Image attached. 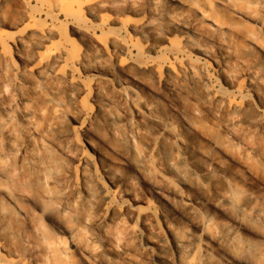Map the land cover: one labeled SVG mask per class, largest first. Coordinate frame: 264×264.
Listing matches in <instances>:
<instances>
[{
	"label": "rangeland",
	"instance_id": "rangeland-1",
	"mask_svg": "<svg viewBox=\"0 0 264 264\" xmlns=\"http://www.w3.org/2000/svg\"><path fill=\"white\" fill-rule=\"evenodd\" d=\"M154 1H5L0 11V88L4 90L0 112L6 109V125L14 133L16 142L14 149L0 159V209H3L0 225L8 213L15 217L10 229L0 228L2 260L16 264H132L124 259L125 254L134 264H161L153 258L155 253L166 255L167 264L178 260V256L186 261L193 259L191 255L180 256L172 248L161 247L156 242L145 244L134 232L141 227L140 223L128 213L106 221L100 206L106 192L118 209L124 204L150 205L155 210L161 234H165L166 222L179 230L190 229L191 222L197 223L202 216L230 225L228 213L211 206L227 179L235 191L229 209L234 210V205L245 202L249 195L257 206L264 207V166L261 164L264 112L257 110L264 111V58L254 50L245 54L246 38L240 36V32H248L264 44V27L259 22L235 17L233 22L238 33L224 41L214 25L191 11L181 13L180 9H174L176 16L197 34L174 30L162 21L163 33L173 44L180 46L183 38L190 37L198 46L210 51L204 65L215 78L217 89L226 92L231 101L241 103L234 91L242 89L257 107L246 104L232 110L226 106L217 116L221 127L215 128L213 92L208 91V85L201 88L198 55L187 48L192 60L190 63L173 62L171 67L175 72L167 78V83L187 87V92L181 96L188 102H197L198 123L212 128L218 140L219 145L213 147L199 136V128L189 125L181 116L180 98L170 86L163 84L164 75L154 78L150 71L125 68L129 54L110 41L114 33L131 41L135 45L131 58L139 64L151 57L158 61L170 59L167 51L150 50L154 44L168 47V42L154 40L152 34L146 37L135 34L131 28L146 18L153 20ZM42 3L49 5L48 11L43 10ZM87 4L93 5L95 17L89 14ZM244 5L247 12L263 17L256 7ZM75 6L82 7L81 18L67 21L63 11ZM165 7L171 10L168 4ZM219 10L213 12L227 20L226 10ZM100 19H107V25L97 27ZM49 24L51 34L42 39L40 46L21 52L13 44L12 39L25 30L38 31ZM124 25L126 30L120 31ZM33 34L32 38L39 39L38 34ZM52 53L60 57H49ZM77 56L78 63L72 65L75 82L91 91L98 88L101 97H92L86 91L79 93L76 100H70L67 96L71 89L70 78L47 73V78L41 80L34 72L40 60H45L57 74L63 75ZM161 68L158 66L157 70ZM224 73L230 74V81L223 79ZM95 77L101 78V82H95ZM53 87L58 93L56 116L63 126L49 134L32 133L28 139L21 112L30 110L33 118L38 115L35 120H40L49 108L43 96ZM79 87L73 90L77 93ZM127 89L134 92L133 103L119 94ZM104 96L108 99L107 108L119 115L118 121L110 122L103 111H96ZM149 117L156 122H151ZM160 123L170 125L173 133L160 129ZM227 124L228 127L223 128ZM195 146L209 149L211 160L197 161L193 154ZM132 148L142 151L141 171L134 165ZM45 153L54 162V168L47 167L42 160ZM176 156L192 172V185L181 183L168 169L166 162H174ZM166 183L175 186L178 194L171 192ZM40 186L48 192L49 198L44 202L36 196ZM155 187L161 188L163 197L157 196ZM11 195L17 205L9 200ZM189 208L195 215L189 214ZM240 220L242 224H235L234 230L243 261L235 263L232 257L237 248L212 243L200 227L194 228L198 253L203 254L205 249L209 256L204 264H264L263 222L243 214ZM147 232L153 233V230H145V234Z\"/></svg>",
	"mask_w": 264,
	"mask_h": 264
},
{
	"label": "bare ground",
	"instance_id": "bare-ground-1",
	"mask_svg": "<svg viewBox=\"0 0 264 264\" xmlns=\"http://www.w3.org/2000/svg\"><path fill=\"white\" fill-rule=\"evenodd\" d=\"M6 0H0V11L2 10L4 3ZM245 3L252 5L253 7H256L257 10L261 11L263 13V17H258L255 13V15L252 12H247L245 7ZM168 4L171 8V10H167L165 5ZM43 10L48 11L49 5L46 3H42ZM92 4H87L86 9L89 11V14L94 16L92 12ZM153 6V13L154 18L153 20L151 18H146L140 22L135 23L131 28L135 34H141L143 37L150 36L152 34V38L154 40L160 39L159 42H168L169 46H158L153 45L150 50H153V52L156 49H159V51H167L169 58H162L159 61L156 60V58H150L147 61H145L143 64L137 61H134L131 58L130 52L132 51V48L135 47V45L126 39L119 38L118 34H112L110 37V41L113 45H116L117 48L124 52L129 54V60L127 61L125 68L135 67L136 69H142L145 72L150 71L152 72V75L157 77V75H164L162 78L163 84L170 86L172 91L175 93V95L179 96V103H181V108L179 109V112L181 113V116L188 122L189 125H192L194 127L199 128L200 131V137L208 142L213 147H217L218 140L215 139L213 129L212 128H205L202 126V124L197 121V113L200 112V107L198 106L197 102H188L187 100H184V98L181 96L187 92V87L183 85H178L176 82H171V84L167 83V78L169 76H173L175 69L171 67L172 63H177L184 61L186 63H190L192 60V54L187 50V48H192L193 51L198 55L196 56V62L197 65H199V68L201 70L200 80H201V88L204 87V85H208L209 88L208 91L213 92V100H214V107H213V117L216 119L213 122V126L216 128L221 127L218 123L217 116L221 114L223 109H225L226 106L230 107L232 110H237L241 107V105H249L251 106L252 100L250 99L249 94L244 92L242 89H237L234 91V96H239L241 102L231 101L229 95L217 89V84L215 78L209 74L205 70L204 65V59L209 56L210 51L205 48L198 46L195 41H193L190 37H185L180 42L181 45L173 44L171 39L169 40L163 33L164 28H162V21L166 22L168 27L173 28L174 30H179L180 32H191L193 34H197L196 30H194L191 26H188L189 24H186L184 21L179 19L174 9H180L181 13H184L185 11H191L194 14L200 15L203 19H205L207 22H209L212 26L214 25L215 28L222 33L223 40L225 41V38L228 39V37L232 36L234 33H238L235 31V23L233 22V18H243L246 20L253 21L255 23H261L262 27H264V0H156L152 3ZM215 7L214 10L221 8L226 10V14L229 16L227 20H222L219 18L218 14L216 12L212 11V8ZM256 10V11H257ZM254 12V11H253ZM222 14H220L221 16ZM63 16L67 21H76L77 19L81 18L82 16V7L75 6L72 7L69 10L63 11ZM95 17V16H94ZM108 20L107 19H100L99 23L96 24V26H105L107 25ZM126 26H121L120 31H125ZM38 31L33 30H25L23 33L16 35L12 42L14 45L19 47L20 51L23 52V49L26 50L29 47H38L41 45L42 39H46L48 35L51 34L52 27L51 25H46L40 29H37ZM38 34L39 39L32 38V34ZM36 32V33H35ZM33 34V35H34ZM240 36L243 38H246L247 44L243 47V52L245 54H250L252 50L255 51L256 54L260 55L264 58V44L260 43V41L256 37L249 36L248 32H240ZM256 36V35H255ZM222 37V36H221ZM158 42V43H159ZM54 53V52H53ZM53 53L49 55V57L53 56ZM57 54L54 55L52 58H56ZM48 57V58H49ZM57 57H60L57 56ZM78 63V56L73 58L70 61V67L66 71H64L62 74L59 75L56 73L55 68L53 66H50L45 60H40V63L37 64L34 68V72L37 73L38 77L41 80H45L47 77V73L54 74L56 76H63L69 79V86L71 89L67 93L68 99L70 100H76V97L79 95V93H86V91L89 92V95L92 97H101L102 93H100L99 89L95 87V89H92L94 91H91V88L87 86H80L79 84L75 82V72L72 69V65ZM142 64V65H141ZM158 66H161V70H157ZM95 68V66L93 67ZM96 69V68H95ZM160 72V73H159ZM156 73V75H155ZM50 76V75H49ZM97 76V75H96ZM223 79L225 81H230L231 76L229 73H224L222 75ZM95 82L100 83L101 78L95 77ZM100 81V82H99ZM94 83V82H93ZM94 85V84H93ZM75 86L79 87V92H75L73 89ZM264 89V83L262 85ZM87 92V93H88ZM57 89L55 87L51 88L48 93H46L43 96V102L48 105L47 114L41 117L40 120H35L38 118V115L36 118H33L32 111L26 110L21 112V118L25 123V136L30 137L32 133L36 134H49L52 131L59 130L63 126V122L57 118L56 114V106L57 104ZM100 94V96H99ZM120 96L124 98V100H129L131 103L134 102V92L132 90H124L119 92ZM4 95V90L1 87L0 88V99H2ZM260 96V95H258ZM107 97V96H106ZM104 96L103 98V104L102 102L97 107L96 111H103V113L106 115V118L110 122L118 121L119 115H117L116 112L112 111L108 107V99ZM196 99V98H195ZM105 100V101H104ZM186 102V106H185ZM102 105V106H101ZM135 106V105H134ZM133 106V107H134ZM253 106V104H252ZM257 109V107L253 106ZM258 112H264L262 110L257 109ZM199 111V112H198ZM90 114V112L88 113ZM264 114V113H263ZM8 113L6 109L2 110L0 112V159L3 157H6L15 147L16 137L14 133L9 129L6 125V119H7ZM151 122H156L155 118H148ZM261 122L264 125V115L261 119ZM147 123V122H146ZM131 123L129 122L128 125ZM160 129H162L167 134H172L173 130L172 127L166 123H160L159 124ZM227 128L228 124L224 126L223 128ZM19 148H22L19 146ZM20 150V149H19ZM141 150L139 148H132V153L134 156V165L137 169V171H141L142 169V157H141ZM194 157H196L200 162H206L211 160V151L205 147L202 146H195L193 149ZM39 157V155H37ZM175 161L170 162L168 160L166 162V165L170 172L180 181L184 184H190L192 185L194 183V177L192 175V172L190 169L186 168L183 165V161L178 157H174ZM8 159V158H7ZM5 159V160H7ZM20 160V159H19ZM42 160L47 164V167L54 168L55 164L52 161V159L45 153L42 155ZM85 160H88L86 158ZM20 162V161H19ZM262 162H264V157H262ZM261 164L264 166V163ZM217 165V163H215ZM217 167V166H216ZM34 181V180H33ZM36 182V181H35ZM168 184V189L178 194L177 189L175 186H173L171 183ZM224 189L220 192L216 193V197L211 202V206L215 210H223L228 213L231 224H219L218 222L214 221L213 217L210 216H202L197 223L191 222L192 228L190 229H181L174 227L173 225L166 222L164 224L165 227V234L160 233V227L157 223L155 210L148 205L145 207H141L138 205L133 204H124L121 209H118L111 201H110V195L106 192L102 196V203L101 208L104 211V219L106 221H113L115 218H117L118 214H125L128 213L130 217L135 218L140 223L141 227L138 230H135L134 232L140 236L145 244H151L153 242H156L157 245L161 247L166 248H172L178 255L181 256V254H186L188 256H193V259L191 261H186L183 258L178 256V260L174 259L173 262L170 261L169 264H204L209 261L208 255L205 253V249L203 250V254H199L198 250V244H197V238L194 234V228L200 227L203 231V233L207 234L208 240L212 243H217L220 245H226V246H233V248H237V251H233L234 257H232L234 263L240 262L242 260V255L240 252V249H238V239H236V233L234 230L235 224H242L240 220V215H249L255 219H258L263 222L264 224V207L257 206L254 203V198L252 195H249L245 198V202H239L234 205V210L229 209V206L233 205V192L234 191V185L229 182V180H224ZM40 191L36 194L37 198H39L40 201L44 202L48 197V192L46 189L40 186ZM8 192V191H7ZM154 192L159 196L160 198L163 197L161 188L155 187ZM6 193V192H5ZM8 194V193H7ZM6 194V195H7ZM9 195V194H8ZM11 203L17 205V202H15L12 195L8 197ZM19 207V206H18ZM2 209V208H1ZM0 209V213H3V209ZM222 211V212H223ZM189 214L195 215V212L189 208ZM5 216V215H4ZM3 217V216H2ZM15 217L11 214H7V217H5V220L2 221L3 224L0 225V228H7L10 229L12 227V223L15 220ZM1 223V222H0ZM10 226V227H9ZM145 230H153L152 232H147L145 234ZM264 240V236H261ZM238 242V243H237ZM125 260H130L129 263L134 264L135 261L132 259H129L125 254L124 256ZM153 258L158 260L161 264H167L166 261H168L166 255H163L161 253H155L153 254ZM0 264H16L12 261H5L0 258ZM112 264V263H111ZM116 264V263H113Z\"/></svg>",
	"mask_w": 264,
	"mask_h": 264
}]
</instances>
